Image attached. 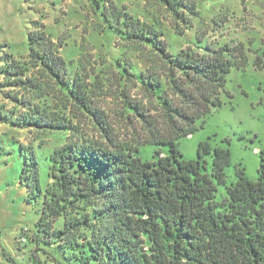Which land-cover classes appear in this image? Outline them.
Instances as JSON below:
<instances>
[{"label": "trees", "instance_id": "1", "mask_svg": "<svg viewBox=\"0 0 264 264\" xmlns=\"http://www.w3.org/2000/svg\"><path fill=\"white\" fill-rule=\"evenodd\" d=\"M104 1L92 0L95 12L127 50L114 60V83L122 89L126 121L137 124L131 143L116 140L106 117L98 120L91 88L102 85L101 77L82 60L68 63L61 55L65 44L55 43L42 23L28 33L26 61L5 55L0 67L1 88L15 91L7 97L22 109L14 116L0 112L1 123L70 136L48 155L44 188L34 146L21 147L19 184L39 206L33 241L54 247L58 264H264V150L258 180L238 169L230 187V150L205 141L194 161L180 150L197 123L224 105L228 77L233 68L247 67L248 51L242 44L209 43L201 34L204 47L173 54L159 21L136 18L114 0L106 8ZM155 1L177 34L194 28L197 18L204 22L189 0ZM217 20L212 23L222 27ZM255 54V68L264 70V48ZM86 120L102 141L84 134ZM148 145L156 150L144 161ZM219 186H226L222 200Z\"/></svg>", "mask_w": 264, "mask_h": 264}, {"label": "rangeland", "instance_id": "2", "mask_svg": "<svg viewBox=\"0 0 264 264\" xmlns=\"http://www.w3.org/2000/svg\"><path fill=\"white\" fill-rule=\"evenodd\" d=\"M114 1L120 10L136 18L144 16L159 21L173 54L189 46L204 47L206 44H200L197 38L201 34L209 43L245 47L248 65L244 69H232L223 96L224 105L197 123V130L180 141V150L185 160L194 161L198 158L199 145L209 141L231 152V165L226 170L227 187L237 182L238 169L245 170L251 181L258 180L260 154L264 150V70L256 69L254 62L255 52L264 48V0H189L196 4L204 22L195 19L194 28L184 29L182 35L177 34L176 23L162 12L155 0ZM104 5L110 8V0L104 1ZM213 19L225 23L218 27L212 23ZM36 21L44 25L55 43L65 44L61 55L68 63L74 61L75 66L83 63L87 71L101 77L102 85L91 88L92 100L100 117H106L110 123L116 140L131 143L137 124L126 121L122 89L114 83L117 72L114 60L127 50L118 36L106 31L107 24L98 10L95 12L92 0H0V67L5 55H12L21 63L26 61L28 33ZM181 27L184 28L182 24ZM127 56L137 61V55L127 52ZM3 82L0 71V112L14 116L13 112L22 109L7 97L16 92L1 88ZM132 94L136 95V90ZM95 127L86 120L82 131L100 142L102 137ZM68 140L69 134L53 131L40 134L0 122V264H58L54 247L33 241L39 206L29 203L26 189L19 184L23 166L21 147L34 146L44 188L50 165L47 157ZM155 150L156 147L149 145L142 148L141 158L152 160ZM226 196V186H219L217 199Z\"/></svg>", "mask_w": 264, "mask_h": 264}]
</instances>
